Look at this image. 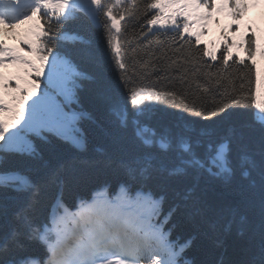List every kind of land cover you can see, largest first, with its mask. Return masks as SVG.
Returning a JSON list of instances; mask_svg holds the SVG:
<instances>
[{
	"label": "snow or ice",
	"instance_id": "1",
	"mask_svg": "<svg viewBox=\"0 0 264 264\" xmlns=\"http://www.w3.org/2000/svg\"><path fill=\"white\" fill-rule=\"evenodd\" d=\"M250 2L264 0H0V26L31 25L22 41L28 51L0 39V68L6 62L17 67L13 76L0 73V190L23 196L15 223L0 236L3 264H184L191 241L177 245L165 226L182 207L202 214L201 176L231 185L238 172L245 178L242 196L258 203L261 215L262 242L248 264H264V100L260 74L253 75L257 40L255 34L248 39L252 63L240 73L228 70L235 41L226 40L218 66L205 60L216 61V53L199 47L213 12L228 9L239 20ZM89 29L99 32L102 48ZM50 57L47 89L32 101L25 121L24 105L40 87ZM105 65L123 100L106 91ZM77 81L98 85L117 130L131 129L136 144L118 161L125 179L114 195L102 192L70 211L60 194L41 219L36 208L45 182L22 165L48 167L31 138L45 129L85 147L77 127L85 114L65 111L53 95L55 90L70 100ZM160 101L198 117L197 127L189 134L148 133L139 117ZM252 107L262 116L258 128L241 122L216 137L215 125ZM252 142H258V151H237L236 145ZM47 182L62 187L58 169ZM154 184L177 185L175 206ZM8 214L7 201L0 202V217ZM30 242L44 248L43 257L28 253Z\"/></svg>",
	"mask_w": 264,
	"mask_h": 264
},
{
	"label": "trees",
	"instance_id": "2",
	"mask_svg": "<svg viewBox=\"0 0 264 264\" xmlns=\"http://www.w3.org/2000/svg\"><path fill=\"white\" fill-rule=\"evenodd\" d=\"M247 26L250 29V34L243 47L224 33L218 38L201 43L199 47L207 46L217 56L216 61H211L207 57L205 60L210 65L218 66L220 56L224 53L226 40L235 41L236 46L231 49L233 58L229 60L228 70L230 73H240L242 69H245V65L252 63L247 52V45L248 39L253 34H255L258 45L255 56L259 54L264 58V34L251 21H248ZM28 29L20 34L19 39L24 51H28L27 45L22 42L27 36ZM89 32L94 36L98 47L102 48L103 41L99 32H94L91 29ZM69 43L71 42L69 41ZM234 49L244 51L246 57L236 54ZM240 59H243L245 64H240ZM50 62L51 57L49 64L43 67L47 73ZM8 66L10 65H7V68ZM84 66L87 67V64ZM7 68L2 71L5 77L17 74V67L11 74ZM256 72L260 74V98L264 100V67L259 66L255 61L253 75ZM31 78L36 79V74L33 73ZM46 82L41 73L38 79L40 87L35 90L32 98L24 105L26 110H29L33 100L44 94L47 89ZM104 84L108 94L115 93L120 95L123 100L121 90L116 87L115 76L107 65L104 66ZM97 88L98 85L92 81H77V87L73 90L74 94L70 100H66L53 90V95L65 107V111L85 114L77 125L85 140L84 148L77 147L70 139H64L47 129L43 130L39 136L31 137L33 142L40 146L44 160L48 164L47 168L27 163L22 165L26 170L31 169L34 176L45 182L36 208L38 218L42 219L48 214L57 195L62 194L64 205L70 211H75L81 200L90 203L97 195L105 191L109 196L114 195L125 179L118 167V161L135 147L134 133L131 129L117 130ZM261 118L259 110L254 107L243 113H235L214 126L216 137L227 134L230 128L241 122L258 128ZM139 119L148 133L154 129L158 133L170 130L174 134H189L191 129L197 127L196 121L199 120L198 117L189 116L179 107H172L170 102L163 101L155 102L154 107ZM26 120L27 114H25ZM25 121H21V124ZM255 135L258 139V134ZM236 148L238 152L245 149L258 151L259 145L258 142H252L238 144ZM100 149H104V151ZM53 169L59 170L63 181L62 187L47 182V177ZM244 180L245 178L239 172L231 185H225L218 178L207 174L199 178L198 192L202 200V214H193L189 209L182 207L174 219L165 226L166 229L171 228L169 239L177 245L191 241L190 246L185 248L182 254L184 264H248V261L258 252L262 242L260 209L258 203H251L242 196V192L246 190ZM153 186L162 194L167 193L168 204L175 206L176 198L172 189L177 185L154 184ZM5 200L9 206V214L6 218L0 217V236L8 230L11 224L15 223L13 213L23 200V196L0 190V202ZM167 206L165 205V208ZM242 217L243 219H241ZM27 251L37 258L43 257L45 254L44 248L35 242L28 243ZM3 259V255H0V264H3Z\"/></svg>",
	"mask_w": 264,
	"mask_h": 264
},
{
	"label": "rangeland",
	"instance_id": "3",
	"mask_svg": "<svg viewBox=\"0 0 264 264\" xmlns=\"http://www.w3.org/2000/svg\"><path fill=\"white\" fill-rule=\"evenodd\" d=\"M258 12L261 16L264 17V3H251L249 4V8L242 17V19L236 20L234 19L228 9L223 11L213 12L212 18L207 22V35L201 36V42L205 43L208 40L221 36L223 33L232 38L233 40L240 43V45L245 46L246 38L249 35V30L246 27L247 19L253 20L263 31H264V18L260 20L254 13ZM182 19V18H180ZM238 25V30H236V26ZM30 25H24L18 29H11L9 27L0 28V39L7 40V42L19 41L20 34L28 28ZM234 52L241 57H246V53L242 50L234 49ZM255 61L258 65L264 67V58L259 56L258 54L254 57ZM7 66L0 68V73L6 69ZM16 68V66L10 65L8 66V71L11 74L12 71ZM44 78L48 79V74H43Z\"/></svg>",
	"mask_w": 264,
	"mask_h": 264
},
{
	"label": "bare ground",
	"instance_id": "4",
	"mask_svg": "<svg viewBox=\"0 0 264 264\" xmlns=\"http://www.w3.org/2000/svg\"><path fill=\"white\" fill-rule=\"evenodd\" d=\"M254 15H256V16H261L258 12H256V13H254ZM257 18H259L260 20H263V16H261V17H257ZM19 39H20V37H19Z\"/></svg>",
	"mask_w": 264,
	"mask_h": 264
}]
</instances>
